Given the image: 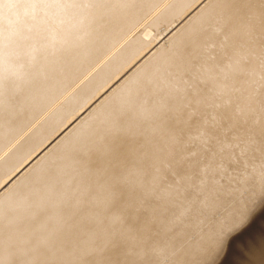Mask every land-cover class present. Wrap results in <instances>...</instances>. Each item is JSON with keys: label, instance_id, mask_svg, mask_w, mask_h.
<instances>
[{"label": "bare ground", "instance_id": "6f19581e", "mask_svg": "<svg viewBox=\"0 0 264 264\" xmlns=\"http://www.w3.org/2000/svg\"><path fill=\"white\" fill-rule=\"evenodd\" d=\"M161 1L0 0V148L104 58L1 161L0 264H82L99 252L98 238L127 235L130 229L120 228L121 222L145 208L163 169L173 170L179 147L192 141L182 142L174 126H186L212 99L225 110L215 120L228 118L229 129L248 119L238 136L246 137L240 150L252 162L244 165L241 185L228 187L231 204L207 195L211 210L226 205L230 212L233 203L252 198L249 214L264 197V144L258 140L264 108L257 104L264 93V49L261 53L255 42L264 36V13L255 5L264 0H169L133 29ZM209 46L218 50L212 62L204 54ZM187 73L195 80H186ZM189 103L192 109L183 114ZM126 158L132 163L117 174L107 170ZM252 179L255 188L248 192ZM119 197L121 204L114 205ZM149 211L144 228L152 220L163 223L162 209ZM242 224L228 223L209 264ZM163 228L169 240V228ZM176 239L178 250L164 245L155 250L159 264H180L183 247L182 263L191 259L196 245L179 233Z\"/></svg>", "mask_w": 264, "mask_h": 264}, {"label": "rangeland", "instance_id": "374dc122", "mask_svg": "<svg viewBox=\"0 0 264 264\" xmlns=\"http://www.w3.org/2000/svg\"><path fill=\"white\" fill-rule=\"evenodd\" d=\"M168 1H161L133 29L137 28L138 30L140 26L146 24L150 18L158 14V10H162L166 6ZM255 7L264 13V2L260 1ZM237 14L241 17L246 16V13L241 10H237ZM261 25L264 27V19ZM224 30L225 28L220 30L218 40L224 34ZM125 34L122 35V39L120 38L118 48L134 34V30ZM255 42L263 53L264 36L257 38ZM111 52L112 50L108 54ZM217 53L218 50L214 46L206 47L204 51V54L210 55L209 62L214 61L212 54ZM109 57L110 55L107 58ZM103 59L82 73L72 87L60 96L50 108L32 121L28 128L18 136L10 138L0 148V163L9 154L13 145L16 142L20 143L28 132L62 101L63 97L83 83ZM225 59L226 56L223 61ZM185 79L193 81L195 77L192 73H187ZM202 93L209 94L204 87ZM190 94L191 92L188 93V96ZM257 97V104L264 108V93L258 94ZM214 100L212 99L197 113L192 114L186 126L182 128L178 125L174 126V132L179 135L182 142L186 139L192 141L179 147L181 157L173 164L175 166L173 170L163 169L161 179L155 187L152 197L146 202L145 208L137 207L133 217L121 222L119 227L130 229L128 234L122 235L121 233L117 237L115 235V237L98 238L96 244L100 247L99 252L87 255L82 264H159L160 257L155 254V250L163 245L178 250L181 246H178L177 233L187 238L189 243L196 245L191 259L185 261L184 264H209L217 254L214 244L222 238L228 223L239 221H243V224L227 235L225 243L218 253V260L216 259L213 264H264V197L257 199L258 203L249 211V214L245 211L252 198L243 205L233 203L230 212L227 211L226 205L211 210L212 200L207 198V195L215 194V200H222L227 205L231 204L232 194L228 191V187L241 185V178L247 171L244 165L252 162V158L240 150L246 137L238 136L247 128L248 119L237 122L233 128L229 129L228 118L215 120L216 116H221V111L225 110L218 108L214 104ZM191 109L192 104L189 103L182 113ZM203 130L206 133L200 134ZM198 134L199 138H196ZM204 136L207 139H204ZM258 140L264 144V133L258 137ZM134 142L139 146L141 140L138 139ZM261 156L264 158V151L261 152ZM130 163L132 160L129 158L123 160L119 166L109 163L107 170L113 169L117 174L120 168ZM154 168H157L156 164L149 165V169ZM2 176L4 175L0 176V180ZM185 178H188V184L183 182ZM126 182L131 184L133 181L128 179ZM261 187L264 189V182ZM254 188L255 180L252 179L246 189L251 192ZM166 191H175L176 195L171 199L163 200L158 195ZM141 196L142 194L135 197L133 206L141 202ZM121 202L119 197L114 205H120ZM155 208L163 210V223L149 221L148 229H146L143 224L150 216L149 209ZM202 220L206 221L204 226L199 225ZM163 224L169 228L167 232L171 236L169 240L163 239ZM178 253H180V264H183L186 249L183 247ZM179 255L177 260H179ZM195 256H197L195 261L191 262Z\"/></svg>", "mask_w": 264, "mask_h": 264}]
</instances>
